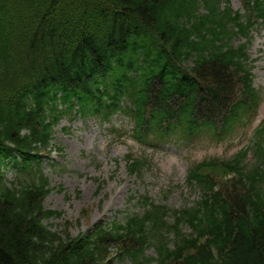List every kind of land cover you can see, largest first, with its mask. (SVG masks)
<instances>
[{"label":"trees","instance_id":"16d2710c","mask_svg":"<svg viewBox=\"0 0 264 264\" xmlns=\"http://www.w3.org/2000/svg\"><path fill=\"white\" fill-rule=\"evenodd\" d=\"M248 1L240 15L228 0H0V264H264V126L252 160L247 150L193 170L201 196L191 206L145 201L141 214L77 238L45 224L61 214L44 207L51 188L34 170L59 105L104 116L132 103L137 119L149 103L152 130L170 117L182 133L244 126L259 94L245 46L231 41L264 20V4ZM14 156L20 173L8 187Z\"/></svg>","mask_w":264,"mask_h":264},{"label":"rangeland","instance_id":"374dc122","mask_svg":"<svg viewBox=\"0 0 264 264\" xmlns=\"http://www.w3.org/2000/svg\"><path fill=\"white\" fill-rule=\"evenodd\" d=\"M231 5L233 10L240 8L238 0H231ZM250 36L247 54L253 66L254 87L262 96L258 116L250 127L224 141L196 139L180 148L163 144L156 147L159 151L150 153L139 145H131L127 139L107 133L94 120L71 122L63 118L53 129L47 154L40 159L51 188L44 206L49 211L61 213L60 218H52L45 224L56 232L67 228L70 236L77 237L99 222L109 224L114 219L139 212L138 202L142 196L170 210L195 201L197 192L186 187L184 182L188 161L226 159L242 147L250 146L251 133L264 116V27L254 29ZM243 42L244 39H239L233 43ZM114 123L116 128L121 125V129H127L126 121H123L124 126L121 120ZM128 145L133 147L131 153L146 151L149 167L141 176L127 174L124 155ZM14 176L11 169L6 180L12 182ZM146 254L153 257L152 250Z\"/></svg>","mask_w":264,"mask_h":264}]
</instances>
